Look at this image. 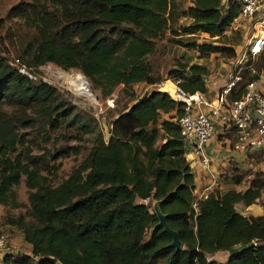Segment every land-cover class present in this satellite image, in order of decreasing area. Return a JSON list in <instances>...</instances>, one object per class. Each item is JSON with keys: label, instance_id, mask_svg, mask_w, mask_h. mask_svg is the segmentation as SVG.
<instances>
[{"label": "trees", "instance_id": "obj_1", "mask_svg": "<svg viewBox=\"0 0 264 264\" xmlns=\"http://www.w3.org/2000/svg\"><path fill=\"white\" fill-rule=\"evenodd\" d=\"M238 8V0H190L184 7L177 0H28L9 10L33 29L21 51L27 65L76 68L105 96L118 84L126 89L160 79L148 55L165 30L168 40L193 49L196 57L233 56V46L223 41H181L172 35L201 31L220 37ZM181 16L188 19L185 24L178 22ZM14 59L13 65L0 55L2 98L37 105L49 122L70 113L69 106L54 112L52 86L19 72L16 65L24 63ZM207 72L205 64L180 56L165 77L187 93H204ZM250 77L241 84L239 79L230 97L238 96ZM181 108L180 100L156 88L135 97L112 117L106 140L97 135L86 155L55 184L40 171L41 155L14 153V122L0 110V203L8 204L10 186L23 174L28 205L4 221L20 229L30 245L29 253L4 254L0 264H264V214L236 208L260 196L264 177L258 174L263 172L256 171L243 189L213 188L196 197L175 122ZM241 179L240 172L228 176L232 183ZM152 200H158L181 247L167 245L170 236L155 225ZM248 241L252 244L228 253L224 261L209 257Z\"/></svg>", "mask_w": 264, "mask_h": 264}, {"label": "rangeland", "instance_id": "obj_2", "mask_svg": "<svg viewBox=\"0 0 264 264\" xmlns=\"http://www.w3.org/2000/svg\"><path fill=\"white\" fill-rule=\"evenodd\" d=\"M19 1L28 0H0V55L13 65L15 63L14 58L17 57L20 62L24 63L25 69L31 75L32 80H43L52 86V102L57 104L54 112L68 106L71 111L69 114L58 116L57 120H52V122L50 120L49 122L41 115L37 105L19 104L4 99L1 95L0 110L8 116L10 123L14 122L11 127L18 135L14 153H18L23 158L26 153L41 155L40 171L47 175L51 183L55 184L66 177L70 170L86 155L97 135L106 140L109 134L110 120L118 111L125 109L135 97L142 93L155 88L164 90L162 88L164 82H174L171 78L165 77L166 70L173 65L176 58L181 56L188 61L194 53L191 49L177 45L170 39L168 40L169 33L165 30L155 38V50L148 55L152 65V73L158 75L160 79L152 83L135 82L125 87L126 89L118 84L108 95L102 96L98 88L93 87L87 77L76 68H61L51 62H45L37 66L27 65L21 51L25 39L33 33V29L23 22L20 15H13L12 10H9L11 6ZM177 1L182 7L190 3V0ZM187 21L188 19L183 16L179 17L178 20L182 24ZM246 24L250 28L251 22H246ZM235 26L231 25L226 28L222 35L217 38L208 36L207 33L201 31L190 34V36L188 34L172 36L181 41L194 38L199 42L212 41L218 43L223 41L226 45H232L234 49L233 56L229 57L224 53L215 52L216 55L209 60L218 65L219 61H227L228 58L230 60L227 61L228 64L235 65L241 84L250 77V69L249 66H246V62L252 61V57L246 50L247 33L244 35L241 28ZM251 67L260 73L264 81V50L258 55L256 61L252 62ZM77 73H81L87 79L91 98L82 96L73 89L69 80L76 77ZM13 118H17V120L13 121ZM81 123H84L89 131L84 132L83 127L80 126ZM252 157V163L255 165L254 169L251 166L235 167L233 169V173L240 172L242 174V179L245 182L253 175H257L256 171L261 170V167L264 168V149H256L252 152ZM262 172V175L258 174V176L264 177V171ZM27 191L28 188L24 184V175L21 174L18 182L10 186L8 204L0 203V218L2 220H5L4 216H13L25 210L28 205ZM262 192L264 194V186ZM254 202L264 208V195L257 197ZM11 203L15 205L13 206ZM148 204L152 210V201H149ZM238 208L240 207L238 206ZM147 233L148 230L145 232L144 237L147 236Z\"/></svg>", "mask_w": 264, "mask_h": 264}, {"label": "built area", "instance_id": "obj_3", "mask_svg": "<svg viewBox=\"0 0 264 264\" xmlns=\"http://www.w3.org/2000/svg\"><path fill=\"white\" fill-rule=\"evenodd\" d=\"M238 2L239 8L231 24L253 19L246 43L247 53L253 57L264 49V0ZM16 67L19 72L31 77L22 63ZM239 79L237 72L230 74L212 100H207L200 92L183 91L175 81H171V92L164 89L171 98L182 102L175 122L184 146L189 147L203 165L209 162L203 144L211 136L215 121L222 125V129L232 131L231 147L234 150L255 148L264 143V89L256 88L255 80L250 79L238 96L230 97ZM13 252L9 234L0 228V259L4 254Z\"/></svg>", "mask_w": 264, "mask_h": 264}, {"label": "crops", "instance_id": "obj_4", "mask_svg": "<svg viewBox=\"0 0 264 264\" xmlns=\"http://www.w3.org/2000/svg\"><path fill=\"white\" fill-rule=\"evenodd\" d=\"M221 1L225 3V0ZM245 21H250L252 24L253 19L240 20L238 23L231 25L233 27L235 25L240 27L243 31V34L245 35L251 31V25L250 28H248V25ZM191 50L194 54L188 61L203 63L208 68V72L205 77L206 91L203 93V95L207 100H212L229 75L234 73L233 71H235V65L228 64L227 61H230L228 58L227 61H219L218 65L217 63L215 64L210 62L209 59L216 55L215 52L210 53L207 57H196V52L193 49ZM260 54L261 53L253 56L251 58L252 61L247 62L246 66H249L248 68L250 69V78L255 80V87L258 89H264V81L262 80L260 73L251 67L252 62L256 61L258 55ZM243 62L245 63V60ZM240 67L241 66H239V68ZM221 71L223 72L221 73ZM204 109L207 110V108ZM231 141L232 131L222 129V125L215 121L211 136L203 144V150L209 159L207 165L201 164L198 156L189 147L186 145L184 146L185 158L187 159L189 167L193 173V192L196 196H200L206 190L213 188L226 189L232 187L236 190H240L246 186L247 182H245L244 179H241L239 183H232L228 180V176L234 172L233 169L235 167L242 168L251 166L254 169L255 165L252 163V152L256 149H264V143L255 148L234 150L231 147ZM260 169L264 171V168L261 167ZM262 195H264L263 192H261L260 196ZM255 199H253L248 205L237 203L236 208L242 214H264L263 206L255 204ZM238 206L240 208H238ZM0 228L4 229V231L9 234L14 252H30V245L25 240H23L20 229H18L15 225L6 223L1 218ZM227 254V251L216 250L211 253L209 257L219 261H224L227 258Z\"/></svg>", "mask_w": 264, "mask_h": 264}, {"label": "water", "instance_id": "obj_5", "mask_svg": "<svg viewBox=\"0 0 264 264\" xmlns=\"http://www.w3.org/2000/svg\"><path fill=\"white\" fill-rule=\"evenodd\" d=\"M158 203H159L158 200H152V210L154 211L157 217V221L155 222V225L161 226L163 230L169 234L170 240L167 243L168 246H171L173 248H179L181 247V241L179 240L176 231L170 228L169 225L167 224L165 220V215L163 212H161ZM251 244H252V241L242 242V243H239L235 246L228 248L227 252L228 253L237 252Z\"/></svg>", "mask_w": 264, "mask_h": 264}, {"label": "bare ground", "instance_id": "obj_6", "mask_svg": "<svg viewBox=\"0 0 264 264\" xmlns=\"http://www.w3.org/2000/svg\"><path fill=\"white\" fill-rule=\"evenodd\" d=\"M61 75V74H60ZM68 77V76H67ZM68 79V78H67ZM70 83L73 87V89L79 93L82 96L90 97L89 93V84L87 82V79L81 74L77 73V76L74 78H71ZM69 83V84H70ZM162 88L168 90L169 92L172 91L173 84L171 81H166L162 84ZM78 95V94H77ZM91 98V97H90ZM86 99V98H85Z\"/></svg>", "mask_w": 264, "mask_h": 264}]
</instances>
